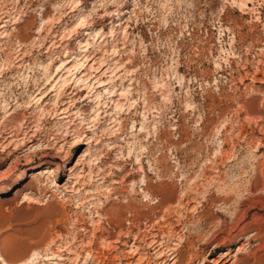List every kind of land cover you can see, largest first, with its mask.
Wrapping results in <instances>:
<instances>
[{
  "label": "rangeland",
  "instance_id": "obj_1",
  "mask_svg": "<svg viewBox=\"0 0 264 264\" xmlns=\"http://www.w3.org/2000/svg\"><path fill=\"white\" fill-rule=\"evenodd\" d=\"M250 1L0 0V130L26 131L0 137L8 263L38 251L33 264H93L91 243L113 264L161 260L167 244L179 264L226 251L217 264H264V0ZM165 188L190 197L167 201L178 212L148 254L142 236L165 211L152 194ZM128 202L137 249L125 233L103 246L97 225L133 216Z\"/></svg>",
  "mask_w": 264,
  "mask_h": 264
},
{
  "label": "bare ground",
  "instance_id": "obj_2",
  "mask_svg": "<svg viewBox=\"0 0 264 264\" xmlns=\"http://www.w3.org/2000/svg\"><path fill=\"white\" fill-rule=\"evenodd\" d=\"M68 1V0H67ZM72 1V3L74 4L75 2L77 3L79 0H71ZM233 1V4H236L237 6H239L241 9H242V11H248L247 9L249 8V3L251 2L250 0H232ZM79 4V3H78ZM80 4L82 5L83 4V1H80ZM71 7V6H70ZM14 9V8H13ZM55 9V8H54ZM57 9V8H56ZM62 9V8H61ZM84 9V8H83ZM255 9V8H254ZM1 10V9H0ZM17 10H18V8H17ZM65 10V9H64ZM68 10V9H67ZM7 11V10H6ZM53 11V10H52ZM51 11V12H52ZM60 11V10H59ZM50 13V8L47 6V7H45V9H44V11H43V17H42V20H46V18H48L47 17V15ZM244 13V12H243ZM11 14V13H10ZM85 12L83 13V15L82 16H84L85 17ZM110 14V13H109ZM108 14V15H109ZM56 15V14H55ZM106 15V14H105ZM8 14L7 13H3V15L1 14L0 15V23L1 22H3V21H7V18H8ZM52 16V15H51ZM59 16V15H58ZM6 24H5V22H3V24L2 25H0V27H2V26H5ZM44 27V26H43ZM42 28V27H41ZM44 29H45V27H44ZM96 32H97V34L99 33V31H97V30H95ZM87 32V31H86ZM100 35H102V34H100ZM5 36V35H4ZM18 37H19V45L21 46L22 44H23V41L21 40V35L20 34H18L17 35ZM17 40V39H16ZM15 48V47H14ZM17 48V47H16ZM24 47H21V49H23ZM5 52V51H4ZM25 52V51H24ZM23 53V52H22ZM126 88V87H125ZM124 91H125V89L122 91V93L121 94H123L124 93ZM39 92V91H38ZM40 94V93H39ZM99 94H97V96H98ZM37 96V95H36ZM42 97V95L41 96H39V99ZM4 102H5V104L4 105H2L3 107H4V109L5 108H7L8 106H9V102H7V99H4ZM10 109H11V107H10ZM9 109V110H10ZM12 115V114H11ZM14 115V114H13ZM15 116H16V114H15ZM14 116V117H15ZM13 117V116H12ZM27 119V118H26ZM8 121V120H7ZM7 121H5V123H4V127L6 128V130H5V128H1L2 130H0V137H5V136H19L20 134H22V133H24V134H26V131H25V128H23L22 129V127L21 126H19V125H17L16 127L17 128H10V126L8 127V125L10 124L9 122H7ZM12 122V121H11ZM25 122V121H24ZM24 122H23V124H24ZM28 122V121H27ZM26 122V123H27ZM25 123V124H26ZM24 124V125H25ZM28 124V123H27ZM26 124V125H27ZM15 125H16V123H15ZM24 125H23V127H24ZM29 125V124H28ZM27 125V127H29ZM7 129H9V130H7ZM6 134V135H5ZM2 138V139H3ZM6 139V138H5ZM119 170V169H118ZM146 182H147V180H146ZM147 185V184H146ZM166 185V184H165ZM164 186V185H163ZM145 187V186H144ZM167 188V187H166ZM166 188L164 189V190H159V191H157V192H153V194L152 193H150V191H148L147 193L149 194H152V195H154V197L155 198H157V200L156 201H154L155 202V207H161L162 208V210H163V208L165 209V211H164V213L162 214V215H159V216H161L160 217V222L159 223H157V224H153V228L154 227H156L157 228V231L155 232L154 230L153 231H149L148 233H146L144 236H142V242H143V245L145 246V248H147V253L149 254L150 253V251H151V249H154V248H158V249H160L161 247L163 248V245H164V237H165V233H167V229H166V225L168 226V224L170 225V224H172V222L171 223H168L167 222V219H168V217L169 216H171V215H173V214H175L176 212H178V209H176L175 207H171L170 205H168V203H167V201L168 200H170V198H173L172 196H174L173 195V190L171 189L170 190V188H169V190H166ZM186 188V187H185ZM188 188V187H187ZM193 188V187H192ZM119 188H117V187H110L109 189H107V191H108V194L109 195H113L114 196V198L115 197H117L118 198V194H119ZM147 190V189H146ZM146 190H145V188H144V192L146 193ZM251 190H253L252 188L250 189V192H251ZM155 191H156V189H155ZM118 192V193H117ZM151 192H152V190H151ZM246 193V192H245ZM175 194V193H174ZM261 194V193H260ZM94 196V195H93ZM120 196V195H119ZM257 196V195H256ZM189 197H190V191L189 190H186V191H184V193L178 198V196H174V198H178L177 200H178V202H183V201H185V199H189ZM251 197H254L252 194H249L248 196H247V198L245 199V200H250V198ZM126 198V197H125ZM130 198H132L131 196L129 197V199ZM263 198V196H258L257 197V199L258 200H260V199H262ZM129 199L128 200H126V201H129ZM230 199V198H229ZM228 197H225L224 198V200H225V202L227 203L228 202ZM256 199V200H257ZM176 199H175V201H177ZM207 200V199H206ZM233 200V199H232ZM244 200V201H245ZM174 201V202H175ZM171 202H172V199H171ZM127 203V202H126ZM177 203V202H176ZM224 203V202H223ZM244 203V202H243ZM174 204V203H173ZM222 204V203H221ZM124 204H122V206H123ZM228 205V204H227ZM262 205V204H261ZM115 206V205H114ZM121 205H120V208L122 207ZM224 206V205H223ZM124 207V206H123ZM127 207H128V211L129 212H131V214H133V216H124L123 214H122V212H121V210H116V212H110L106 217H105V221H106V223L110 226V228H113L112 229V231L109 229V227H105V226H103L102 225V223H99L98 225H97V227H96V229L101 233V234H99V236H96L95 235V232H94V238L96 239H101V243H102V245L103 246H109L110 244H111V238H113V237H115V238H117V240H119V238H122L123 237V233H125L126 235V237H128L129 239H133L134 240V242H133V244H132V246H131V248H133V247H135V242H137L138 241V239H140V233H139V231H135V219H136V213H137V209L134 207V205L132 206L129 202H128V204H127ZM237 207V206H236ZM118 209V208H117ZM157 209V208H156ZM225 209V208H224ZM236 209V208H235ZM115 211V210H114ZM122 211H124V210H122ZM244 211V210H243ZM101 211H98V213L96 214V216H101V214L102 213H100ZM128 212V213H129ZM161 213V212H160ZM137 214H139V213H137ZM241 214V216H239V213L237 212L236 214H235V216L233 217L234 218V220L235 221H239V219H242V218H245V216L247 215V211H244L243 213H240ZM136 217H135V216ZM232 215V214H231ZM148 216H150L149 214H148ZM158 216V217H159ZM146 217H147V215H146ZM157 217V218H158ZM101 218V217H100ZM99 218V219H100ZM138 218V217H137ZM148 218V217H147ZM154 218V217H153ZM152 218V219H153ZM127 220L128 221V223H129V225L128 226H123V220ZM150 219V218H149ZM159 219V218H158ZM94 220V219H93ZM92 220V221H93ZM151 220V219H150ZM153 220H155V219H153ZM104 221V220H103ZM157 221V220H156ZM181 221V222H180ZM93 222H95V221H93ZM138 222V220L136 221V223ZM150 222H152V221H150ZM149 222V223H150ZM154 222V221H153ZM175 222V221H174ZM177 223L175 224L176 226L177 225H180V224H185L184 223V221H182L181 219H177V221H176ZM224 222V221H223ZM154 223H156V222H154ZM236 223V222H235ZM83 225V224H82ZM174 225V226H175ZM240 225V224H239ZM118 228V230L116 231L115 230V232L116 233H114V229H117ZM233 227V226H232ZM83 228V227H82ZM151 228H152V226H151ZM86 229V228H85ZM262 229V227L261 226H259V227H257V230L258 231H260ZM261 231H263V230H261ZM169 234V233H168ZM77 235V234H76ZM75 235V236H76ZM161 235H162V237H161ZM254 235H256V234H254ZM76 238V237H75ZM83 238V237H82ZM96 239V240H97ZM92 240H93V238L90 240V241H88V242H92ZM86 241V240H85ZM87 242V243H88ZM93 243V242H92ZM91 244V243H90ZM89 244V247H87V253H91L90 254V258L92 259V263L93 264H113V262H111V260H109V262H106V258L104 259V258H102L101 259V252L102 251H100V250H96L94 253H92L91 251V247H92V245H90ZM164 247H165V245H164ZM217 247V246H216ZM89 248V249H88ZM94 248V247H93ZM130 248V249H131ZM80 249V248H79ZM134 249H137L136 247L134 248ZM166 249H167V253L168 254H164V253H162L163 251H166ZM94 250V249H93ZM52 253H50V254H55V252L54 251H51ZM161 253V256L159 257V258H161V260H156V261H151V260H148V262L147 263H143V264H166V261H163L164 259H162L163 257H166V258H168V259H171V260H173V262H172V264H179V253H178V248H176L175 246H170V245H166V247H165V250H161L160 251ZM239 252V251H238ZM49 253V252H48ZM39 252L38 251H36L33 255H31V256H29L26 260H25V262L24 263H21V264H25L26 262L28 263V264H33L34 263V260L35 259H37L38 257H39ZM78 254L79 253H76V255L78 256ZM102 254H103V252H102ZM229 253H228V251H226L224 254H222L223 256H222V258H214V257H212V258H208V259H206V260H208V261H210V262H213V261H215V264H217V263H219L224 257H226L227 255H228ZM195 255V254H194ZM46 256H50L49 254H46ZM76 256V257H77ZM59 257L60 258H62L60 255H59ZM205 258H207V257H205ZM90 259V260H91ZM0 260H2L3 261V263L4 264H10V263H8V261L6 260V258L4 257V255L1 253L0 254ZM197 260H200V256L198 255V254H196L193 258H189V260L187 261V263L186 264H194ZM37 261V260H36ZM199 262V261H198ZM201 262V261H200ZM201 263H203V261L201 262Z\"/></svg>",
  "mask_w": 264,
  "mask_h": 264
}]
</instances>
